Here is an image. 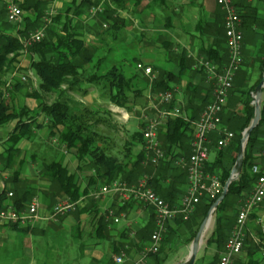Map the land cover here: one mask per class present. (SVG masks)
I'll list each match as a JSON object with an SVG mask.
<instances>
[{"label": "trees", "instance_id": "obj_1", "mask_svg": "<svg viewBox=\"0 0 264 264\" xmlns=\"http://www.w3.org/2000/svg\"><path fill=\"white\" fill-rule=\"evenodd\" d=\"M23 11V30L19 31L18 37L9 34V29H12L8 23V6L9 0H0V127L4 124L19 119L16 129L13 130L8 142L11 145L9 151L15 150L16 146L23 139H34L35 134L32 129L39 116L45 117L47 128L50 131L52 138H57L59 146H64L68 151H74L81 165L80 169H89L93 173L89 178V183L84 191H81L80 186L75 181V176L61 163H54L48 172L52 173V181L58 185L60 192L65 194L67 198L75 203L80 202L83 197L90 196V187L105 185L111 186L115 181L129 186L136 185L143 176L148 175L151 178L149 185L162 199L170 204L177 202L178 196L181 194V188L184 182L188 179L187 173L174 166L170 161H163L158 166L148 164L146 151L144 148L143 131L144 124H141V129L136 131L130 140L132 146L143 147V150L135 157L131 156L132 146H126V153L121 157L114 156L107 150L96 143V138L103 141L105 136L96 131V126L101 125V119L98 113L93 109L85 106L80 102H75L70 99L71 94L84 96L87 94L86 86L103 85V89H109L111 93V103L120 108H129L128 104L132 102L129 95L134 93L133 82L134 78H127L122 69L113 66L110 70H105L104 60L98 59L95 64L94 57L97 52V46H87L83 33L79 29L80 25L85 22L86 15L93 6L99 4V0H71L65 4L64 11H60L54 17H47L50 6L54 0H11ZM264 3V0H258ZM142 0H110L105 5V10L99 13V27L108 26L105 33L111 34V37L119 36L122 29L127 26V22L120 17V12L126 11L129 3H134L138 7ZM154 3L167 4V0H153ZM241 19V29L245 34H255L257 30L264 29V20H261L258 15V10L251 4L244 5L239 12ZM49 20L46 22V20ZM51 20V21H50ZM48 26V36L39 43L26 46L30 40V36L41 28ZM225 32V31H224ZM264 45V36H263ZM26 44V45H25ZM226 47V36L224 39L215 43L208 51V61L218 65L219 70H223L229 63V54ZM27 51L31 58V67L36 77L39 79L40 92L32 94L39 101L36 116L31 117L30 112H17L6 101L7 75L9 69L18 60L20 55ZM182 61H186L182 57ZM264 68V54L260 60ZM264 71V70H263ZM240 71L235 80L236 84L241 81ZM238 80V81H237ZM181 82L180 76H175L172 73H163L153 83V91L168 92L174 91L176 86ZM234 82V84H235ZM262 82V80H261ZM260 84V83H259ZM255 85L249 92L243 91L240 85L233 86L231 95L235 94V102L240 105V110H236L229 114L227 107L231 100L229 97L228 104L222 114L224 125L229 131L235 134L234 153L239 152L244 131L249 128L254 117L255 107L253 105L252 92L256 91ZM21 84H16L13 88L20 89ZM65 88V90H63ZM189 108L192 114H196V110L201 112L208 106V97L201 95L197 87H192L189 91ZM43 93H56L59 98L52 104L43 101ZM139 93V92H138ZM229 93V94H230ZM264 93V91H263ZM238 95L239 98H238ZM177 102V98L171 104L173 108ZM201 105L200 107H198ZM261 121L258 127L252 132L249 141L246 145L245 156L241 176L234 181L229 188V193L225 200L219 205L216 210V230L214 238L216 244H222L225 238V224H230L231 217H226L225 214L231 213L235 207L242 205L244 195H251L254 192V187L259 179V176L253 174L252 167L254 166L255 158L254 151L260 145L264 146V140L260 137V131L264 127V100L262 103ZM187 108V109H189ZM186 109V111H187ZM28 118L24 120V116ZM195 118L185 120V117L171 119L167 123L166 130L161 132L160 141L166 155L169 156L172 152L179 151L180 156L189 157L192 154L193 129L192 122ZM40 126L37 125L36 129ZM212 141L217 142V138L212 137ZM191 146V147H190ZM190 149V150H189ZM218 158L213 163L207 164V172L216 174V170L221 168L223 176L220 180L225 186L230 178V171L222 168L221 152ZM10 156V155H9ZM264 173V169H261ZM201 203L199 207V228L206 218L211 207L219 200ZM3 195L0 196V209H3ZM94 200H92L93 202ZM27 200L24 198L16 199L13 203V208L21 212L25 208ZM264 204H260L261 206ZM132 206H122L126 210ZM84 211V210H81ZM238 216V214H237ZM256 216L250 215V218ZM258 217V216H257ZM256 217V218H257ZM237 220V218H236ZM153 222V221H152ZM154 223H150L145 230L147 233ZM248 245V243H246ZM245 244V247H246ZM250 244V243H249ZM225 246V245H224ZM248 253L253 252L249 246ZM152 255V254H151ZM155 258V256H153ZM161 264L162 262H157Z\"/></svg>", "mask_w": 264, "mask_h": 264}, {"label": "crops", "instance_id": "obj_2", "mask_svg": "<svg viewBox=\"0 0 264 264\" xmlns=\"http://www.w3.org/2000/svg\"><path fill=\"white\" fill-rule=\"evenodd\" d=\"M65 1L71 2V0ZM170 2L172 4L175 2V7L172 6L173 8L168 10L166 27H156L152 30L151 27L146 29L142 26L134 30L132 27L133 22H139L144 12H136L128 15V17L126 16L128 19L126 31H130L128 35L129 42L127 43L133 44L139 41L140 43L137 44L139 52L144 54L147 52L144 50H151L155 53V56L152 55L151 60H156L155 57L161 50L167 52V66L169 68L161 67L159 64L152 63V61H143L142 63L147 67L153 66L175 76H180L182 83L180 82L181 84L179 83L176 86L179 90L177 92V102L173 108L168 109L178 107L181 110L180 117H185L186 121L195 118V115L196 119L191 123L194 133L195 123L199 120L203 111L196 110L197 113L192 114L188 104L190 96L187 91L188 84L192 85L189 89L197 87L201 95L207 96L209 103L213 100L216 83L208 78L207 70L201 66V63L208 59V51L211 47L224 39L226 13L217 5L216 0H169L168 4ZM172 4L170 3V5ZM247 4H251L259 10L262 8L261 11H264V3L261 1L234 0V5L239 12ZM51 7L52 5L50 6L51 16L57 14L52 10L54 8ZM132 7L130 8L132 9ZM127 14L125 13V15ZM143 32H148V34L144 35ZM125 34L127 35L126 32ZM158 37L164 38V41L160 44L157 41ZM242 37H244V33ZM248 37V34H245L246 44L249 42ZM182 57L187 60L183 62ZM259 62L255 66L260 69ZM251 64L244 60L243 68L240 70V78L243 75L250 76L254 72L255 66ZM31 68L29 78L34 82V88L37 89L38 78L33 74ZM141 73L146 76L143 72ZM24 78L18 77L16 84L23 83ZM246 82H250V79H246ZM250 85H252V82ZM14 86L12 85L10 89H6L8 90L6 91V101L17 112L26 110L30 112V115L35 113L39 104L37 98L32 95V98L24 100L25 96H31V92L29 95L27 94L31 90L22 87L16 90L13 88ZM89 92L91 90L88 89L87 94L80 97L83 99L87 95H91ZM8 99L10 100L8 101ZM80 102L91 108L88 102L83 100H80ZM26 116H24L25 121L28 120ZM40 118L41 116L38 118L39 124H41ZM156 118L158 116L154 117V119ZM146 121L143 122L146 123ZM18 123L19 119H15L0 127V196L3 195L2 206L3 208L13 207L16 199L25 198L27 202L24 210L33 199L39 200L40 209L38 219L31 224L22 223L17 226L7 225L3 227L0 225V264H116L115 259L118 256H124L125 264L139 262L151 245V233L155 230L157 223L150 216L154 215L155 209H146L140 203L133 204L134 202L121 204L114 194L100 195L102 188L107 186L98 185L90 187V196L83 197L78 202L75 212L58 219L50 218L54 205L59 200L67 197L60 192L58 185L52 181V173L48 172L47 169L54 163L63 164L69 173L75 176V181L80 186L81 191L85 190L93 173L89 169H80L81 165L75 152L68 151L64 146H59L57 138L50 136L46 122L44 123L46 125L44 127L40 126L39 129H36L37 121L32 124L35 134L34 139H23L18 143L15 150L9 151L11 145L8 140ZM141 124L142 120H139V125ZM166 127L167 123L162 125L160 135L161 132L166 130ZM160 143L162 146L161 141ZM127 144L132 146L130 140ZM263 147V145L258 146L254 151V163L260 164L262 169H264V156L260 149ZM226 149L230 156L233 155L234 143L231 142ZM142 150L141 145L132 146L130 154L135 157ZM176 152L179 153V151ZM219 153L215 150L211 151L210 163L217 160ZM225 166L227 168V165ZM216 174L220 176L219 169L216 170ZM151 178L145 175L133 186H139L146 179L147 186L150 187ZM187 187L188 180L182 185L177 202L169 204L172 206L180 204ZM10 193L13 194V197L8 196ZM98 195L101 197L99 198ZM92 200L94 201L92 202ZM129 204L132 206L126 210L122 209V206ZM116 219L119 220L118 224L115 221ZM175 221L178 222L179 220L176 219ZM150 223L154 224L146 233L145 230ZM175 227L176 224L173 228ZM153 256H147L146 264H156ZM254 257L256 258V254L242 253L235 259L234 263L240 264V259L243 258L241 261L243 260L244 263L257 264ZM199 259L200 256H198L197 262ZM262 262L264 264V261Z\"/></svg>", "mask_w": 264, "mask_h": 264}, {"label": "rangeland", "instance_id": "obj_3", "mask_svg": "<svg viewBox=\"0 0 264 264\" xmlns=\"http://www.w3.org/2000/svg\"><path fill=\"white\" fill-rule=\"evenodd\" d=\"M109 2L110 0H99V4L96 6H93L92 8L100 9L102 10L101 12H103L105 10V5H107ZM168 2L167 4L166 3L156 4L153 2V0H142L141 4H139L138 7L137 6L135 7L134 3H129L126 8V11L122 13L120 12V17H122L127 22L128 19L126 18V16L128 17V15L134 14L136 12H144V15H142L141 20H139V22L137 21L133 22V26L131 25L134 28V30L142 26L146 29L151 27L152 30L156 27L157 28H161L163 26L166 27L167 25L166 18H167V15H169L168 10L172 9L173 8L172 6H174V3H175L174 2L172 4V2H170L172 4L170 5V3L168 4ZM10 3H12V1H10L9 4ZM54 3L51 8H54L52 10H54L56 13H59L60 11L61 12L64 11L65 4L70 3V2L65 1V0H54ZM132 6L135 7V9H133ZM130 7H132V9ZM92 8L90 9L89 13L86 15L85 22L81 24L79 27L85 39L84 43H86L87 46H97L98 47L97 48L98 50L94 57V63L91 65V67L95 64V62L98 59L99 60L102 59L104 60V65L107 66L105 70H108V69L110 70L113 66H116L117 68L122 69L123 74L127 78H134L133 91H132L134 93L129 95L132 102L128 104V107H130V109L120 108V107L118 108L114 106L110 101L111 93L109 89H103V85H97V84L96 86L95 85L94 86L90 85V87L86 86L88 87L87 90L88 89L91 90V92H89L91 93V95H87L85 98L82 99V97H80V95L78 94H71L70 99L74 100L75 102H80V100L86 101L89 103V106L91 107V109H93L94 111L98 113V116L100 117L102 124L96 126L95 129L98 133L103 134L104 136L106 135L105 137L106 139L101 141V139L96 138V143L97 144L99 143V146H101L103 149L107 150L114 156H118L122 158V155L124 156L125 154H127L125 147L130 146L128 144L126 145V143L129 141V139H131L132 135L136 132V130L138 131L141 129L139 125V120H142V124H143L144 123L143 121H146L147 119H154L155 116H158L160 112H162L165 109L163 107H166L167 109L172 108L171 105L167 107V106H164L161 102L162 100L161 95L164 94L165 92L153 91V83H155V81L161 75H163V73H167V72L162 71L153 66H149L152 68L153 74L151 76H144L137 69L139 64L145 65L144 63H142L143 61H152V63L157 64V65L159 64L161 67L169 68V66H167L168 54H166L167 52L165 50H161L160 53L156 55L155 57L156 60L155 59L151 60L152 57L155 56V53H153L151 50H144V51H147L144 54L139 52V46L137 45L140 43L139 41L134 42L133 44L127 43L129 42L128 35L130 32L129 30L126 31L128 25L124 29H122L119 36H117L116 38L114 37L112 38L111 34H109L108 32L107 33L104 32V30H106V28L108 27L106 25L102 28L99 27L98 29H96L95 27L99 26V17H98L99 13L97 14L91 13ZM261 9L260 10L257 9L258 15L260 14V19L264 20V11H261ZM125 13H128V14L125 15ZM48 14L49 15H47V17L50 18L52 14L50 13V10ZM55 15L56 14L52 15V17H54ZM47 21L49 20L47 19L46 22ZM11 26H12V29H9L10 31L9 34H12L13 36L16 35V37H18L19 31L23 30L22 22L16 25L11 24ZM47 28L48 26L41 28L38 31H36L34 34L38 33L39 31L44 30L45 39H46L48 36ZM125 32L127 33V35L125 34ZM143 34L147 35L148 32H143ZM262 36H264V29H259L257 30V32H255V34L253 35L250 34V36L248 37V41H249L248 44L245 43L247 41L246 39H244L243 47L241 51L242 62H241L240 70L243 68L242 65L244 63V60L252 63L251 65L255 66L256 63L262 59V56L264 54V45L262 42L263 38H261ZM19 39H21L20 36H19ZM259 40L261 42H258ZM157 41H159L158 44H160L161 42L164 41V38L162 39V37H158ZM30 45H34V43L31 42L29 46ZM21 65L23 68L21 67ZM31 65H32L31 58L29 54L27 53V51H24L20 55L18 60L12 65V68L9 69L10 70L9 74L6 76L7 86H8L6 89H10L12 85L14 86L17 83L18 77L21 76V77H25L23 79V83L21 82V87L23 89L31 90V91L27 90L29 92V93L27 92L28 95L30 94V92L32 94H34L37 91L40 92L39 79H38V88L35 89L34 82L29 78V76L31 75L29 72ZM260 69L259 67L255 66L253 70L254 72L251 73L250 76L243 75L241 77L240 83L236 84L235 82L234 85L236 87L240 85L241 90L246 91V92L253 90L252 88L255 85H258L259 83H261V80L264 79V71H263L264 68L261 63H260ZM33 74L35 75L34 72ZM248 78L250 79V82H246V79ZM251 82H252V85L249 86ZM191 86H192L191 84H188L187 91L190 90L189 87ZM175 89L178 90V88H175ZM63 90H65V88ZM32 94L31 96H25L24 100L32 98L33 97ZM42 95H43V101H45L48 104L50 103L52 104L54 103V101L56 102L59 98V96L56 93L50 94V95L43 93ZM230 96H231V100L229 103V107H227V111L229 112V114L236 110H240V105H237L234 99L235 94L231 95L230 93ZM239 96L240 95H238V98ZM252 96H253V92H252ZM9 100L10 99H8V101ZM263 100H264V93L262 97V103H263ZM253 105H254V99H253ZM30 116L31 117L36 116V112L31 113ZM40 119H41L40 122L42 125L38 123L39 122L38 119H37L36 125L44 127L46 125L44 124L46 122L45 117L41 116ZM145 125L146 124L144 123V126ZM260 137L264 140V127L260 131ZM108 138L110 140H107ZM260 152L264 156V147L260 149ZM237 156H238V152L236 151L231 156L229 152L227 151V149L226 150L224 149L221 151L220 158L222 160V163H221L222 168H224V170L226 171H230V175L236 164ZM225 165H227V168ZM257 165H259L260 169H262L260 164L257 163ZM219 171H220V176L222 177L223 170L219 168ZM251 195L245 194L244 200L242 201V205H238L237 207H235V210L233 212L225 214L226 217L228 216L231 217V219L229 217L228 218L230 219L229 221H232V222L230 224L229 223L225 224L224 226L225 227V238L222 244H216L215 240H213L215 236L214 233L216 230V215H215L216 212L214 213L212 223L209 226V228L206 229V232L203 235L204 236L203 242H202L200 251L198 253V256H200V259L198 260V262L196 260L195 264H218L219 263L220 257L225 253V246H226L227 240L229 239V237L231 236V234H233L235 230L234 228L236 225L237 214L243 208V205H245V203L248 202ZM98 197L100 198L101 196L98 195ZM118 199H119V202L121 203V200L119 197ZM140 205L150 210L153 208L152 206L145 205V204H140ZM76 210L77 208L73 210V212H75ZM152 210H154V208ZM198 212H199V207H197L196 210H194L191 216H188L187 218H184L183 216H179L180 218L177 217V219L179 220L178 222L175 221L173 223L166 224V232L163 234V241L161 243V249L158 253L152 254L155 256L154 259H156L157 262H162L161 264H183L187 262L191 254V248H192L193 241L199 231V225H200L199 222H201V218ZM252 215L256 217L258 216L260 218L259 219L258 217L249 218L246 224V227L244 229L245 238H244V248H243L242 253L244 254L248 252L249 246L252 247L253 252H257L256 258L254 257L257 260V264H262L263 263L262 261H264V255H263L264 254V204L262 206L259 205L258 207H256L253 210ZM150 217L153 218V220H156V223H157V215L155 211H154V215L152 214V216ZM157 224H156V227H157ZM175 224H176V227L173 228ZM156 227L154 228L155 230H156ZM153 233H151V235H153ZM246 243H248V245ZM245 244H246V247H245ZM150 255H147V256L150 257ZM147 256L145 259L146 261H147ZM241 259H240V264H250V263H244L243 260L241 261Z\"/></svg>", "mask_w": 264, "mask_h": 264}, {"label": "built area", "instance_id": "obj_4", "mask_svg": "<svg viewBox=\"0 0 264 264\" xmlns=\"http://www.w3.org/2000/svg\"><path fill=\"white\" fill-rule=\"evenodd\" d=\"M226 13L225 36L226 48L229 53V63L219 72L218 66L211 61H203L201 66L207 70L208 78L216 83L213 100L202 112L199 120L195 123V132L192 141V154L189 157L180 156L177 152H172L167 156L160 143V128L171 119L181 116V110L176 107L167 109L166 107L156 119H148L143 131L144 148L148 163L158 166L163 161H171L172 164L187 173L188 187L180 204L171 206L162 199L156 192L147 186L144 179L139 186H127L115 181L111 186L102 188L100 195L114 194L118 196L122 204L129 202L140 203L152 206L157 215V227L151 238V245L145 251L144 257L136 264H145L148 254H156L161 249L163 234L166 232V224L174 222L177 217L187 218L191 216L201 203H207L217 199L222 195L224 186L217 174L207 172V164L210 162L212 150L221 152L226 149L235 139V134L229 131L223 123L222 114L228 104L230 92L234 86L236 75L241 67V51L244 37L241 31V19L239 11L234 5V0H216ZM102 10L92 8L91 13L97 14ZM8 23L19 24L23 21V11L17 5L11 3L8 6ZM45 38L44 30L30 36L27 46L32 43H39ZM31 41V42H30ZM137 69L146 76H151L153 70L143 64H139ZM178 90L168 91L161 95V102L164 106H170L177 98ZM217 138V142L211 140ZM252 172L259 176L254 187V192L250 196L243 208L238 212L235 230L227 240L225 253L220 257L218 264H235V259L243 252L244 248V214L247 210L255 209L264 202V173L259 165L252 167ZM9 197H13L10 193ZM70 198L59 200L51 211L50 218L58 219L73 212L78 206ZM40 202L33 199L28 204L25 211L18 212L13 207L0 209V225H18L22 223H33L38 219ZM116 223L119 220H115ZM264 255V254H263ZM116 264H125L124 256H118Z\"/></svg>", "mask_w": 264, "mask_h": 264}, {"label": "water", "instance_id": "obj_5", "mask_svg": "<svg viewBox=\"0 0 264 264\" xmlns=\"http://www.w3.org/2000/svg\"><path fill=\"white\" fill-rule=\"evenodd\" d=\"M263 89H264V79L257 87L256 91L254 92V103H255V117L252 121V124L247 128L243 133V138L241 142V147L238 152L237 161L236 164L232 170V173L230 175V178L228 179L227 183L224 186V190L222 193V196L219 198V200L214 204V206L211 207L210 211L208 212V215L202 221L199 231L193 241L192 248H191V254L187 262L183 264H195L198 253L200 251L204 234L206 232V229L208 227L209 220L211 217H213L214 213L218 209L219 205L225 200L227 197V194L229 193L230 185L241 176L242 168H243V162H244V156H245V149L246 145L249 141V138L252 134V132L258 127L261 121V112H262V96H263Z\"/></svg>", "mask_w": 264, "mask_h": 264}, {"label": "bare ground", "instance_id": "obj_6", "mask_svg": "<svg viewBox=\"0 0 264 264\" xmlns=\"http://www.w3.org/2000/svg\"><path fill=\"white\" fill-rule=\"evenodd\" d=\"M253 210H254V209L247 210L246 214H244V219H243V220H244L245 226H246V224H247V222H248V220H249V218H250V215L252 214ZM212 219H213V217H211V219L209 220V223H208V227H207V229H208L209 226L211 225V223H212Z\"/></svg>", "mask_w": 264, "mask_h": 264}]
</instances>
